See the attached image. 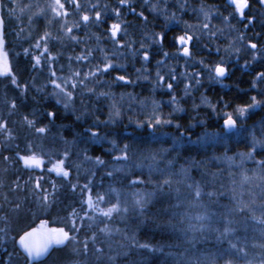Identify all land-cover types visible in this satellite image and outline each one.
<instances>
[{
    "label": "snow or ice",
    "instance_id": "snow-or-ice-1",
    "mask_svg": "<svg viewBox=\"0 0 264 264\" xmlns=\"http://www.w3.org/2000/svg\"><path fill=\"white\" fill-rule=\"evenodd\" d=\"M237 65L247 101L196 102ZM260 110L264 0H0V264H264V115L247 124ZM233 142L246 151L228 155ZM58 207L63 227L21 223ZM130 219L178 243H141Z\"/></svg>",
    "mask_w": 264,
    "mask_h": 264
},
{
    "label": "trees",
    "instance_id": "trees-1",
    "mask_svg": "<svg viewBox=\"0 0 264 264\" xmlns=\"http://www.w3.org/2000/svg\"><path fill=\"white\" fill-rule=\"evenodd\" d=\"M20 2L26 3L27 0H20ZM209 3H217V4H223L224 0H208ZM17 15L22 17L23 23H21L20 21H14L15 25L19 26V27H24L25 29H27L28 27V22H27V15L26 14H22L20 13L19 9H17ZM6 16V14H5ZM133 18L131 16L128 17V20H132ZM185 19H187V17H185ZM189 22H195V21H189ZM13 22H9L8 23V30L11 32L12 28L14 26ZM156 31H159L161 26L163 25L164 21L163 18H160L158 20H156L155 22ZM35 27V25L33 26ZM242 27V26H240ZM259 30V29H257ZM27 34V32L25 33ZM175 33L172 32L169 35H174ZM249 35H251V33H249ZM9 40L12 41V36H9ZM219 43V42H218ZM25 47H27V44L24 45ZM137 47H139V45H137ZM13 53V55L15 54V52L17 50H19V46L13 42L12 43V47L10 49ZM165 50L169 51L170 53L175 52L176 49L171 48V47H167L165 48ZM161 57H156V59H160ZM212 59H218L219 57H211ZM197 59H199V56L197 57ZM243 59L240 60V63L243 64ZM13 63H15V60H13ZM155 63V60L153 61V64ZM177 61H169V64H176ZM180 64L183 63V60L179 61ZM140 65L137 64L136 67H139ZM129 71H132V67H131V63H129ZM153 74H155L153 72ZM250 77L244 75L239 66L237 65L236 68L233 69V74L231 76L230 79H225L223 80L222 84L217 83V84H209L207 81H205L204 86L200 89L199 92L195 93V98H196V102L199 103V96L201 93H204L208 96L209 99H211L213 102H215L217 99H219L220 97H223L225 100H233L234 99V103L239 104V103H243L244 101H247L248 97L247 96H240V94L237 93V86H239L240 88H247L248 84L245 82L247 80H249ZM43 82V80L41 81ZM222 85H226L222 86ZM131 92L133 91V89L131 87H129L128 89H122V88H117L115 89V92L117 94L121 93V92ZM134 91L136 93H141L143 92V94L145 96L148 95L147 91L141 89L140 87H137L134 89ZM181 95H183V92L180 93ZM254 93H249V96L252 95ZM157 100H167V97H163L161 96L159 93L156 96ZM54 102V101H53ZM183 107L189 109V114H194L191 113V106H192V100L191 99H187L186 103H184L182 105ZM165 112L168 111V108L164 109ZM203 109H201V115H203ZM62 116H68L67 120L61 121V120H57L56 123L59 125L61 122L65 123V124H69L71 123V120L74 119V117H72L69 113H64L61 112ZM184 116V118L179 121L180 123L183 124H187L188 123V115L187 114H181ZM261 115H264V110H260L257 111V113L255 115H253L251 117V119H249L247 121L248 125H251L252 122L254 120H258L259 117ZM105 117H102V119ZM127 116H125L124 118V123L127 124ZM209 124L211 125L209 128V131H215L217 130L214 124V121H209ZM123 128V125L121 126ZM133 127L134 126H130L128 127L126 130H124L122 132L123 135H128L129 133H131L133 131ZM170 131H172V129H170ZM202 130L200 128H196L195 132L197 135H199V133ZM71 137L69 136V139ZM196 137L193 136V139H195ZM91 148L95 149V154L99 155L100 152L102 151L101 147L99 145H92L90 146ZM165 147H167V145H165ZM232 151L228 153V155H233V153L236 152H242V151H246L243 143H235L233 142L231 145ZM215 151L217 154H221L224 152V148L222 145H217L215 147V149H208V154L211 155L212 152ZM187 154V153H186ZM191 154L196 158V159H203L204 158V151L203 149L200 150L199 155H197L195 148L192 149ZM261 157H264V152H261L259 156H257L256 158L259 159ZM107 159V157H106ZM252 166V165H251ZM250 166V167H251ZM222 167L227 168V164H223ZM245 167H249L248 164H246ZM217 171V167L212 166L210 168V171ZM195 174L199 175L198 172H195ZM226 174V173H225ZM160 207H166V205H156L155 207L152 208V211L155 212L158 208ZM2 214V213H0ZM63 215V213L60 211V208L58 207L57 209L51 211V213H41L39 214V218H36L35 216L29 215L26 219H23L21 221L23 226H28L30 225L31 227H36L39 226L40 224V219H46L48 221V225L51 227H63V223L61 222V220L59 219V216ZM127 225L129 228H132L135 230L136 232V238L137 240H139L141 243L143 242H151L153 244H156L158 242H162L165 244L171 243V244H176L178 243L177 240H175L171 230H167V231H161L160 229L156 228L154 224H144L141 225L139 228H136L135 226V221L134 219H130L127 221ZM117 227H124V224L121 223H117L116 225ZM241 235H243V230H241ZM251 234V231H249V235ZM251 236V235H250ZM117 239H119V237H117ZM206 247H211V244L208 245H202V244H198L197 248H206ZM0 253L3 252V249L0 248ZM166 251H170L171 249H165ZM165 257L163 255H161L160 253H156L155 255L151 256L148 260V264H163Z\"/></svg>",
    "mask_w": 264,
    "mask_h": 264
},
{
    "label": "rangeland",
    "instance_id": "rangeland-1",
    "mask_svg": "<svg viewBox=\"0 0 264 264\" xmlns=\"http://www.w3.org/2000/svg\"><path fill=\"white\" fill-rule=\"evenodd\" d=\"M161 131L162 132H171L170 131V128H164V129H161ZM201 133V132H200ZM199 133V134H200ZM246 166V165H245ZM248 166L250 167L251 166V164H248ZM213 171V170H212ZM213 172H216V170L215 171H213ZM199 174V173H198ZM193 175H196L197 177H198V175L197 174H195V172L193 173ZM225 176H227V173L225 174ZM221 203H224V204H227L228 203V199L227 198H224L222 201H221ZM39 227V226H38ZM48 227H51V226H49L48 225ZM249 231H251V224L249 225ZM250 235H252V232H251V234ZM257 235H258V233H257ZM258 242V241H257ZM0 251H2V250H0Z\"/></svg>",
    "mask_w": 264,
    "mask_h": 264
},
{
    "label": "flooded vegetation",
    "instance_id": "flooded-vegetation-1",
    "mask_svg": "<svg viewBox=\"0 0 264 264\" xmlns=\"http://www.w3.org/2000/svg\"><path fill=\"white\" fill-rule=\"evenodd\" d=\"M36 227H38V226H36Z\"/></svg>",
    "mask_w": 264,
    "mask_h": 264
}]
</instances>
